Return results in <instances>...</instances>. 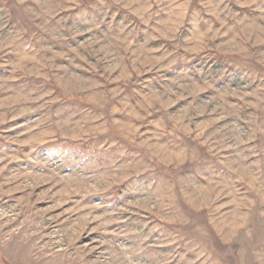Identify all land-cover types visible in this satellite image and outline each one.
<instances>
[{
  "label": "rangeland",
  "instance_id": "rangeland-1",
  "mask_svg": "<svg viewBox=\"0 0 264 264\" xmlns=\"http://www.w3.org/2000/svg\"><path fill=\"white\" fill-rule=\"evenodd\" d=\"M0 264H264V0H0Z\"/></svg>",
  "mask_w": 264,
  "mask_h": 264
}]
</instances>
